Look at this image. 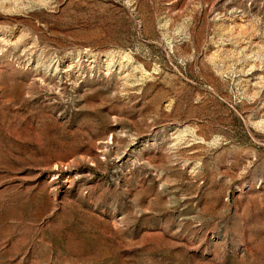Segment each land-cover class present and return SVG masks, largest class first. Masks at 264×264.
I'll return each instance as SVG.
<instances>
[{
  "label": "rangeland",
  "instance_id": "rangeland-1",
  "mask_svg": "<svg viewBox=\"0 0 264 264\" xmlns=\"http://www.w3.org/2000/svg\"><path fill=\"white\" fill-rule=\"evenodd\" d=\"M0 264H264V0H0Z\"/></svg>",
  "mask_w": 264,
  "mask_h": 264
}]
</instances>
